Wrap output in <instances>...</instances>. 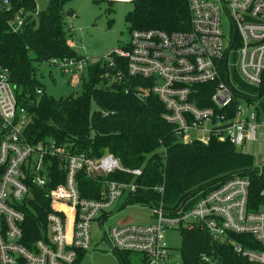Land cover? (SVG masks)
Masks as SVG:
<instances>
[{
	"label": "built area",
	"instance_id": "2783aa9c",
	"mask_svg": "<svg viewBox=\"0 0 264 264\" xmlns=\"http://www.w3.org/2000/svg\"><path fill=\"white\" fill-rule=\"evenodd\" d=\"M188 5V30L135 29L127 44L100 60L110 69L113 81L127 84L125 92L132 90L142 101L149 94L157 96L165 107L163 118L174 126L178 141L209 144L218 138L242 150L247 142L258 139L264 124L258 119L257 101L241 105V96L248 97L237 83L260 87L264 81V0H188ZM0 8L13 9L9 0H1ZM224 13L232 22L231 35L223 27ZM26 16L21 11L10 18L9 31L21 33ZM87 62V57H66L48 63L73 79L88 68ZM143 80L148 87L140 85ZM209 85L214 86L210 103L200 105ZM37 92L43 93L42 89ZM29 120V109L21 103L9 69L1 68L0 264H82L93 244L94 222L103 227L118 199L137 192L143 169L125 168L109 152L96 158L55 140L32 142L26 135ZM48 157L58 158L65 171L64 182L51 188ZM81 171L93 179L116 171L134 177L130 182L105 179L102 195L86 198L79 190ZM30 185L48 188L51 210L43 236L27 244L26 215L19 206L30 197ZM250 188V179L236 174L206 193L200 191L192 205H188L191 199L173 209L163 202L150 205L153 222L103 227V234L113 251L136 253L141 264H183L165 241L167 229L199 227L213 240L231 244L239 257L264 264V206L250 209ZM154 189L164 191L163 186ZM231 235L244 239L236 241ZM253 241L260 248L253 247ZM203 260L212 262L207 255Z\"/></svg>",
	"mask_w": 264,
	"mask_h": 264
},
{
	"label": "trees",
	"instance_id": "16d2710c",
	"mask_svg": "<svg viewBox=\"0 0 264 264\" xmlns=\"http://www.w3.org/2000/svg\"><path fill=\"white\" fill-rule=\"evenodd\" d=\"M9 1L11 12L0 8V69H9L17 95L29 109L26 135L30 141L55 140L96 158L109 152L125 168H142L143 173L137 179L140 186L136 193L129 194L125 205L163 202L168 209H173L189 199L188 205H192L200 197V191L206 193L237 174L251 181L250 209L258 211L264 206V165L257 166L254 155L218 138L209 144L178 141L174 126L163 118L165 107L157 96L149 94L142 101L132 90L125 92L127 84L113 81L103 61L88 66L86 75L82 73L80 94L71 93L60 98L48 95L45 84L38 77L40 67L53 58H84L74 46V27L65 9L69 0H49L48 7L39 12L36 0ZM92 1L100 5L104 0ZM132 4V10L126 14L130 32L152 28L170 32L190 27L188 0H133ZM21 11L27 13L25 27L19 34L11 33L8 20ZM144 81L140 85L146 88ZM38 89L43 93L39 95ZM213 91L214 86H206V98L200 105L210 103ZM251 92L253 96L248 100L257 101L258 119L264 121V81L260 87H251ZM92 100L97 102L98 112L91 111ZM47 163L50 165L48 187L64 182L65 171L58 158L48 157ZM133 177L131 173L116 171L107 177L93 179L81 171L79 190L82 197L99 198L105 179L130 182ZM160 186L164 188L163 193L154 189ZM30 190V197L19 206L26 215L27 244L43 236L46 217L51 210L46 186L30 185ZM181 233L183 264H252L239 257L231 244L213 240L207 230L194 227L182 229ZM231 237L236 241L244 239L239 235ZM252 246L260 248L254 241ZM116 253L123 264H130L127 253ZM205 255L212 262L204 261Z\"/></svg>",
	"mask_w": 264,
	"mask_h": 264
},
{
	"label": "rangeland",
	"instance_id": "374dc122",
	"mask_svg": "<svg viewBox=\"0 0 264 264\" xmlns=\"http://www.w3.org/2000/svg\"><path fill=\"white\" fill-rule=\"evenodd\" d=\"M36 1L38 12L45 10L49 5V0ZM132 8V2L122 1L104 0L100 5L95 4L92 0H69L66 3L65 9L74 12L73 16L67 17L70 20V25L74 27L75 49L80 55L87 57L88 66H94L102 57L130 41L131 32L126 21V14ZM223 27L227 35L232 34V22L226 13L223 15ZM86 71L87 68L83 72L85 75ZM81 75L76 76L73 80L74 78L72 79L71 76H63L58 68L49 63H44L38 72V77L45 84L47 94L56 98L71 93L80 94L82 92ZM68 81L69 83H67ZM237 83L238 89L245 95L247 94V97L253 96L249 84L238 80ZM240 101L242 106H247L248 99L241 96ZM91 111L93 113L99 111V106L95 100L91 102ZM192 134L201 136L199 132ZM242 150L255 156L257 166L264 164V124L258 131V139L247 142ZM126 202L127 196L125 195L109 209L110 214L105 221L104 228L108 229L113 225L127 223L147 224L154 221L150 205L135 203L125 205ZM103 227H100L98 221L94 222L92 227L93 244L84 256L82 264H123L104 237ZM165 241L170 245L175 258L182 260V233L180 228H168ZM127 255L130 264H141L138 254L127 253Z\"/></svg>",
	"mask_w": 264,
	"mask_h": 264
},
{
	"label": "water",
	"instance_id": "95a60500",
	"mask_svg": "<svg viewBox=\"0 0 264 264\" xmlns=\"http://www.w3.org/2000/svg\"><path fill=\"white\" fill-rule=\"evenodd\" d=\"M74 12L67 10V16H73Z\"/></svg>",
	"mask_w": 264,
	"mask_h": 264
},
{
	"label": "crops",
	"instance_id": "0c3cea01",
	"mask_svg": "<svg viewBox=\"0 0 264 264\" xmlns=\"http://www.w3.org/2000/svg\"><path fill=\"white\" fill-rule=\"evenodd\" d=\"M74 80H75V78H74Z\"/></svg>",
	"mask_w": 264,
	"mask_h": 264
}]
</instances>
